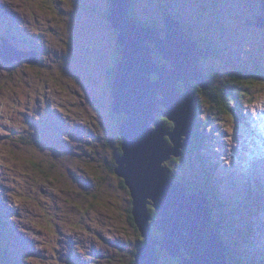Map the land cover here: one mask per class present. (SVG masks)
<instances>
[{
  "label": "rangeland",
  "instance_id": "374dc122",
  "mask_svg": "<svg viewBox=\"0 0 264 264\" xmlns=\"http://www.w3.org/2000/svg\"><path fill=\"white\" fill-rule=\"evenodd\" d=\"M101 1L0 0V10L9 12L18 26L15 32L19 30L30 40L29 52L8 45L14 49L0 56V208L3 209H0V224L4 221L6 226L8 222L12 231L17 229L18 223L21 232L24 227L29 228L25 241L17 246L25 264H67L59 259L65 257L70 245L81 249L84 257L77 256L68 264L87 263L85 260L89 264H129L130 253L139 245V228L131 218L129 188L109 180L105 172L113 148L109 150L103 143L114 128L121 131L117 120L126 114L125 111L114 112L112 106L114 89L108 79L120 43L114 26L101 16V7L96 9ZM169 2L174 7L171 15L191 23L193 30L204 27L203 33L223 47L227 68L250 67L253 60L264 61V43L262 49L252 43L253 39L258 43L264 40L261 1L244 0L239 4L230 0H209L211 11L207 9L206 0ZM130 5L133 6L132 0ZM164 8L170 12L166 6ZM137 9L143 20L149 18L152 22L164 23L166 13L157 8L154 0H139ZM217 18L219 25L227 26L226 32L217 27ZM235 21L243 25L242 29L234 30ZM8 23L11 25L10 19ZM142 24L140 20L139 26ZM4 31L0 29L2 35ZM152 45L155 48V44L151 43V48ZM205 47L211 53L197 55L195 63L202 58L201 65L207 67L218 56L213 54L210 45ZM189 82L197 81L189 79ZM263 96L264 88L241 110L235 107L229 112L235 119L242 114L243 122L241 118L230 120L227 114L216 118L223 121L224 130L233 137L232 150L239 164L245 149L255 143L243 132L244 125L253 123L257 115L263 117L256 121L258 128L264 126ZM199 97L202 99L200 93ZM202 101L197 114L204 118L212 110L208 100ZM253 132L261 139L258 144L264 146V129ZM180 137L187 139L185 135ZM227 140L230 143L229 137ZM107 141L113 147L112 140ZM168 147L172 148L169 158L181 157L173 154L181 148L180 142H171ZM206 147L203 145L202 151L196 149L202 156L191 154L199 165L204 160ZM258 149L253 151L259 154ZM260 152H264V148ZM169 158L161 168L168 164ZM171 164L175 171L168 170V174L174 176L179 166ZM200 169L202 171L201 166ZM223 186L229 200L237 202L231 195L232 191L235 198L238 197L232 182ZM237 216L243 218L244 209L224 219L223 223ZM252 216L264 225L255 213ZM46 220L50 222L48 225ZM38 223L44 227H37ZM245 230L252 233L254 239L243 255L248 264H259L261 258L255 252L260 253L257 243L264 245V228L252 225L246 228L245 221ZM8 239L10 243L13 241ZM4 240L0 234V241ZM160 247L162 245L154 244V251L156 255L163 254L162 264H167L173 255Z\"/></svg>",
  "mask_w": 264,
  "mask_h": 264
},
{
  "label": "water",
  "instance_id": "95a60500",
  "mask_svg": "<svg viewBox=\"0 0 264 264\" xmlns=\"http://www.w3.org/2000/svg\"><path fill=\"white\" fill-rule=\"evenodd\" d=\"M130 1L112 0L113 16L110 19L119 31L118 41L125 59L118 66L111 88L114 89V112L125 111L127 114V119L121 122L120 131L124 139V155L119 158L120 166L116 172L131 190L134 199L132 213L146 237V245L137 248L136 264H157L154 244H161L160 249L167 248L171 255L180 256L186 264H229L225 260L227 255L223 253L225 245L218 235L219 241L214 239L215 229L210 227L212 218L200 200L202 194L193 193L199 202H189L183 191L184 184L169 182L171 179L164 174L161 165L171 155L172 148L164 139L168 134L163 135L164 130L153 118L155 111H161L176 122L179 131L176 135L173 132L172 136L169 135L174 144L180 142L181 135L189 137L193 118L191 111L197 101L192 91L194 84L189 79H195L204 86L208 83L195 71V60L197 55H209L211 51L208 47L200 50L176 30L171 20H168V36L164 40L154 36L155 31L148 28L133 25L134 30L128 29L125 20ZM151 43L155 44V48H151ZM156 51L163 52L171 60L173 68H159L151 56ZM151 72H156L159 80L151 82ZM178 82L190 83L188 92L179 94L175 88ZM157 95L163 96L160 102H157ZM159 104L165 108L159 110ZM151 121L160 132L149 128ZM149 204L159 211L160 218L155 225L165 233L161 243L150 234ZM209 232H212L211 236ZM183 249L187 250L189 259L183 257Z\"/></svg>",
  "mask_w": 264,
  "mask_h": 264
},
{
  "label": "trees",
  "instance_id": "16d2710c",
  "mask_svg": "<svg viewBox=\"0 0 264 264\" xmlns=\"http://www.w3.org/2000/svg\"><path fill=\"white\" fill-rule=\"evenodd\" d=\"M157 8L160 9L161 11L165 12L166 14L164 15V17L166 16V18H164L165 20H171L174 22L176 30L178 32L181 33V35L186 36L189 35L191 37V39H193V41L195 42V44L197 45V47H199L200 49H205V45L208 44L211 46V50L213 51L214 55H217L218 57H214V61L211 62V65L204 67V65H201V59L199 58V61L196 63V70L198 73H200L202 76H204L207 81L209 82V84H205L202 85L200 83H193L194 87H193V93L194 96L196 98L199 99L198 104L201 105L203 104L202 99L206 102L207 100L210 103V108L211 110L214 112L216 118L219 117L221 114H227L228 118L230 120H232L233 118L231 116H229V112H231L232 109H234L235 107H239L241 105V103L243 101H246L248 98L249 100L251 98L254 97V94L257 93V91H262L264 88V61L262 60V62L258 63V62H254V60L251 62V66L248 67H231V68H235L234 70H232L231 68H227L225 66V58L223 57V47H219L216 44V41H214V39H211L210 37H208L205 33H203L204 31V27H201V29H197L194 27H192V24L185 20L180 19L178 16H174V14L172 13L171 15V10L174 8L169 0H154ZM102 3L98 4L96 9H99L101 7V10L103 11L101 16L103 15L105 18V20L109 23L110 26L113 27V22L111 21V16H113V9H112V3L111 0H103L101 1ZM164 2V5H161V3ZM207 2V9L209 11L212 10V7L209 5V0H206ZM168 3V6H167ZM132 5H129V8L127 10V15H126V20H125V25L126 27L131 30H134V27H137L136 25L139 24V21L142 20L143 24L145 28H148L150 30H154L153 35L158 37L161 40H164L167 38L168 34L166 33L167 31V27L166 24L162 23L160 24L159 21L152 22V19L146 18L145 20H143V18L138 14L140 13L137 9V4H139V0H136V3H134V0H132ZM164 6H166L170 12H167V10L164 8ZM142 8V7H141ZM135 9V12H134ZM143 9V8H142ZM137 13L140 18L138 19V17L136 16ZM165 21V23L168 22ZM249 20H251L249 18ZM220 20L217 18V27H220L222 29H220L221 31L226 32V25H219ZM235 27L234 30L237 29H242L243 25L240 26V22L239 21H235L234 23ZM245 27V26H244ZM207 31V30H206ZM114 32L116 33V38L118 40V36L119 35V31L117 30V28L114 27ZM233 33V32H232ZM237 32L234 33V35H236ZM16 40H17V34H16ZM261 40V39H259ZM258 40L253 39V46H256L258 49H262V44L264 43V40H261V43L257 42ZM22 43V44H21ZM121 43V42H120ZM251 43V44H252ZM30 45L29 40L28 39H23L22 36H20V45L19 48H28ZM148 45V43H147ZM154 48V45H152ZM120 48L116 49L115 51V55L113 56V58L115 59V64L114 66H112L110 68V72H109V81L108 83H110V86L112 87V83L114 82L115 78H116V71L118 69V66L124 62V55L122 54V46L121 44L119 45ZM144 48L146 50V45H144ZM195 48V46H194ZM147 51V50H146ZM160 52V53H159ZM159 52H155L152 54L153 56V61L156 63V65L158 66H165L167 67V69H171V60L167 57H165V55L163 54V52L159 51ZM206 54H200V56H205ZM224 61H223V60ZM151 80L152 82H154L155 80H159V76L157 78V76L155 78H153L152 76ZM176 91L179 94H185L186 92H188L187 89V84H185L184 82H178L175 85ZM199 93L202 95V99H200L199 97ZM158 96V95H157ZM159 98L162 99L163 96L159 95ZM162 108H165L164 106H161ZM126 114V113H125ZM119 118H121V120L119 121ZM118 118V122L120 124V129H122V124L121 122H123L126 119V115L125 117L121 116ZM156 118L157 120L165 125L167 127V129H169L170 132H173L175 135L177 134V131H179L180 127L177 126L176 122L170 120L169 118H167L164 115H161L158 113L156 114ZM208 117H206L205 120L201 119V121H207ZM238 120L234 118V121ZM211 120H208L206 123H208ZM155 126L154 122L151 123V128H153ZM119 127V126H118ZM156 127V126H155ZM114 128V127H113ZM119 129V128H118ZM192 132L188 133V136H191V140L195 141V143H198V139L201 138V134L200 131L202 133H205V128H203V126L201 124H196L194 123L192 125ZM113 130V129H112ZM118 136H117V133ZM112 140V145L113 147H110V142L107 140ZM166 140V142L171 144V137L169 135H166V138H164ZM185 139V138H184ZM123 136L122 134L115 130L111 131L109 133V135L107 136V139L105 141V143H103L107 148L109 147V150H111L113 148V154L112 157L109 158L108 160V164L107 165V169H105V172L107 173V177L109 180L114 181L115 183H120L123 187L127 188L128 186L126 185V182L124 181V179H122L118 174H117V168L120 166L119 164V158L122 157L124 155V144H123ZM203 146V145H202ZM188 147H184L182 148V155L180 158H176V156H171V158H169L168 164H165V171L164 173L167 174V170L173 172L175 171V167L171 164L174 163L175 165L179 166V170L174 174V179L172 181H180L183 179L184 174L183 171L185 172L188 165L187 162L190 159L191 156V152H188L186 154V160L183 159L184 157V153H186ZM194 150L196 151V144L194 147ZM47 158V157H46ZM176 161V162H175ZM196 161V158H195ZM194 177L197 180L198 186L199 187H195L194 189L197 193L202 194L201 200L204 202L205 206L207 207V210L214 216L216 221V224L218 225V236L219 238L226 242L227 245H229L230 243L227 241V239L223 236V231L225 229V223H223L224 220V216L223 213L219 210L217 204L213 201L209 189H208V185H207V181L206 179L201 175L202 171L200 173V171L197 169V164L196 162H194ZM167 168V169H166ZM184 168V169H183ZM164 170V169H163ZM208 179H211V175L210 174H206L205 175ZM131 201L133 202V198H131ZM149 212L151 213L153 219L152 224L155 225V222L159 220V212L158 210H156L155 207H153V205H149ZM133 210V206H130V212L132 214ZM133 215V214H132ZM131 218L133 219L134 222L135 219L133 216H131ZM4 222V221H3ZM1 222V224L3 225L4 223ZM136 224V223H135ZM158 227V225H157ZM159 231H160V239L162 238V233L160 228L158 227ZM49 230V228H48ZM152 233L155 234L156 236H158L159 231L156 230L154 227L152 229ZM138 236H139V240L141 241L142 244H145V239L146 237L143 236L140 228H139V232H138ZM217 235H214V239L215 241H219ZM228 248V261L231 264H241L240 261L237 259L235 250L231 247H227ZM136 252L134 251L130 253V261L129 264H136ZM0 256L3 258H6V251L3 249V247H0ZM5 261V260H4ZM178 264H186L185 261H183L181 258H179V263Z\"/></svg>",
  "mask_w": 264,
  "mask_h": 264
},
{
  "label": "clouds",
  "instance_id": "9594fccd",
  "mask_svg": "<svg viewBox=\"0 0 264 264\" xmlns=\"http://www.w3.org/2000/svg\"><path fill=\"white\" fill-rule=\"evenodd\" d=\"M0 12H1V10H0ZM3 12H4V10H3ZM8 19H10V21H11V14L10 13H8L7 15H5L4 16V14L2 15V12H1V15H0V29H3V30H5L4 32H3V35L0 33V39H1V41H0V54H4V51H9V50H11V49H14V48H9V46H12V47H17L20 51H25V52H27L25 49H23V48H19V45H20V36H21V34H19V30H17V32H15V28H18V26L16 25V24H14V26H12V27H5L4 25L2 26V22H5L6 24H9L8 23ZM138 26H139V24H137ZM10 26V25H9ZM140 27H143L142 25L140 26ZM16 34H17V40H16ZM23 37V36H22ZM9 45V46H8ZM1 56V55H0ZM198 61H199V59H198ZM197 61V62H198ZM198 83V82H197ZM209 84V83H208ZM198 102H199V99L197 98V101H196V105L193 107V111H191V114L193 115V118L191 119V125H193L195 122H193V120L196 118V116H198L199 118H201V119H203V120H205L206 119V117H208V120H211V121H209L208 123H206L207 121H202L201 123H202V125H203V128H205V131L206 132H208V130H210V131H212L214 128H217L218 127V122H217V120H216V116H215V114H214V112L213 111H211L208 115H206L204 118H202V117H200L199 116V114H197L196 113V110H198V108L202 105H199L198 104ZM126 119H127V114H126ZM125 119V120H126ZM49 121H51V120H49ZM162 127L163 128H165V129H167V127L165 126V125H163L162 124ZM192 128V127H191ZM152 129H154V127L152 128ZM168 131H169V129H167ZM170 132V131H169ZM192 132V129H191V131H190V133ZM193 134V133H192ZM192 134L190 135V137H187V139H185L184 140V142H183V147H181L180 149H177V150H175L174 151V153L173 154H175V155H180V154H182V148H184V147H188L187 148V151H186V153H184L183 155H184V157H183V159L184 160H186V154L188 153V152H191V154L194 156H198V154H200V152L198 153L197 151L199 150H203V148H202V143H201V140H203L204 139V136H203V134H202V132L200 131V134L202 135L201 136V138L200 139H198V143H195V141H192L190 138H191V136H192ZM61 136L62 137H64V135L63 134H61ZM218 136H228V134L226 133V132H220V133H218ZM172 142V141H171ZM227 142H228V140H227ZM173 143V142H172ZM229 143V142H228ZM195 144H196V149H198L197 151H195L194 150V147H195ZM205 145H209L211 148H213V149H215V147L214 146H212V145H210L211 143H204ZM168 145V144H167ZM171 144L169 143V145L168 146H170ZM190 146H192V148H189ZM218 146V148H220V149H222V146L221 145H217ZM207 150V149H206ZM177 151H179V153L178 154H176V152ZM206 152H209V155L210 156H213V157H215L216 158V156L214 155V154H212L211 153V151L209 150H207ZM206 152H204V153H206ZM201 154H203V153H201ZM228 157H227V156ZM199 157V156H198ZM241 156H239V158H240ZM221 159L223 160V162L224 161H226L227 163L230 161V160H235V161H237L238 160V158L237 157H233L229 152H227L226 150H223L222 149V156H221ZM194 162H196L195 160H194V158H192L191 156H190V159H189V161L187 162V165H188V167H187V169H186V171L184 172L183 171V174L184 175H186V174H189L190 172H193L194 173ZM197 164V163H196ZM208 165V166H205V165ZM217 164V163H216ZM200 166H202V169H204L205 170V172H209V170L211 169V170H214V169H217L215 166V164H209L207 161H205L204 162V160L200 163V165L198 164L197 165V169L200 171ZM207 167H210V168H207ZM162 168H164V171H165V167H162ZM167 169V168H166ZM184 169V168H183ZM167 174H165L166 175V177H169L170 175L168 174V170H167V172H166ZM217 175L215 176L216 178H211L210 180H209V183L208 184H210L212 187H213V184H215L216 185V183H217V180H218V170H217ZM170 177H174V176H170ZM122 178V177H121ZM123 179V178H122ZM171 179V178H170ZM173 179H171V181H172ZM125 181V180H124ZM172 182H175L176 183V181H172ZM180 182L181 183H183L184 184V186H185V189H190V188H193L194 189V186L195 187H199L198 186V183H197V181L195 180V179H193V182H190L189 180H187V179H182V180H180ZM115 183V182H114ZM118 184H120V183H118ZM127 185V184H126ZM129 188V187H128ZM184 189V190H185ZM209 189V188H208ZM216 189V188H215ZM215 189H214V191H215ZM210 190V189H209ZM129 191H130V193H131V190H130V188H129ZM193 193H196V194H198L196 191H195V189L193 190ZM186 196V195H185ZM131 198H133L132 196H131ZM134 200V199H133ZM150 201H152L153 202V200H152V198L151 199H149ZM214 201V200H213ZM130 204H131V206H133L134 207V205L132 204V201H131V199H130ZM149 205H153V204H149ZM149 205H148V208H149ZM153 207H155L154 205H153ZM1 209V211H3V209L2 208H0ZM156 210H157V208H156ZM148 211H149V209H148ZM159 212V211H158ZM222 212V211H221ZM43 214H44V216H46V214L44 213V212H42ZM223 213V212H222ZM133 214V213H132ZM131 214V216H133L134 217V219H135V216H134V214L132 215ZM149 214H150V222H149V226H150V234H151V237L153 238V239H155V240H157V241H159L160 243L162 242V240H163V238L165 237V233L161 230V233H162V238L160 239V231H159V229L157 228V226L156 225H154V224H152V219H153V217H152V215H151V213L149 212ZM224 214V213H223ZM210 216H211V218H212V223H211V226H212V228L213 229H217L218 230V225L216 224V221H214L215 220V218H214V216L212 215V214H210ZM159 218H160V216H159ZM19 222V220H17V223ZM46 222V224L48 225L50 222L48 221V220H46L45 221ZM242 222V220L241 221H238V222H236V223H225V227H226V230L228 229V231L227 232H223V236L227 239V241L229 240V241H231V242H236V243H243V241H242V232H241V227H240V223ZM136 223V222H135ZM37 225V227H40V226H42V227H44V225H41L40 223H38V224H36ZM136 225H137V223H136ZM6 226H8V222H6ZM6 226L5 225H2V224H0V234H2V236H4L5 237V240L4 241H0V247L2 246L3 247V249L6 251V258H4V260H3V258L0 256V264H25L24 263V259L22 258V256L20 255V253L18 252V247L17 246H19L20 245V243H21V241H25V238H26V232H29L30 230H28L29 228H26V227H24L23 228V230H24V232H21L20 231V229H19V223L17 224V229H15L14 231H12V230H10L9 228V226H8V228H6ZM138 226V225H137ZM153 227L156 229V230H158L159 231V234H158V236H156L155 234H153L152 233V229H153ZM139 228V227H138ZM46 229L48 230V227H46ZM210 233V232H209ZM7 234H9V236L7 235ZM15 234H17L18 235V237H19V239H17V237H16V235ZM211 234H212V232H211ZM8 238H11L13 241V243L11 244L10 242H8V241H6V239L7 240H9ZM221 240V239H220ZM222 241V240H221ZM242 241V242H241ZM223 242V244L225 245V249H226V251H223V253L224 254H226L227 255V257L225 258V260H226V262L227 263H229V264H231L229 261H228V248L227 247H229L227 244H226V242H224V241H222ZM17 243H19V245H17ZM139 245H138V247L137 248H139V247H141V246H143V245H146V239H145V244H142L141 243V241L139 240V243H138ZM161 245V244H160ZM234 250H235V253H236V255L235 256H237V259L239 260V257H240V254H241V252H240V250L239 249H235L233 246H232V244H229ZM71 247H72V262H74L75 260H76V257L77 256H79V257H81V258H83L84 256H83V254L84 253H82L81 252V249H78L76 246H73V245H71ZM165 249H167V248H165ZM168 250V249H167ZM169 251V250H168ZM29 252V251H28ZM135 252L137 253V249L135 250ZM27 253V252H26ZM96 253V252H95ZM133 253H134V251H133ZM182 254H183V257H185L186 259H189V254H188V252H187V250H185V249H183L182 250ZM27 257H29L28 256V253H27ZM157 264H162V258H163V254H161V253H158L157 254ZM179 258H181L180 256H174L173 255V257H171V259H168L167 260V264H178L179 263ZM26 260H27V258H25ZM87 263H80L79 262V264H89L88 263V260H85ZM240 261V260H239ZM241 263V262H240ZM242 264V263H241ZM246 264H248V263H246Z\"/></svg>",
  "mask_w": 264,
  "mask_h": 264
},
{
  "label": "bare ground",
  "instance_id": "6f19581e",
  "mask_svg": "<svg viewBox=\"0 0 264 264\" xmlns=\"http://www.w3.org/2000/svg\"><path fill=\"white\" fill-rule=\"evenodd\" d=\"M0 55L3 56V54H0ZM151 56H152V54H151ZM140 57H142V55H140ZM152 61H153V56H152ZM153 62H154V61H153ZM154 63H155V62H154ZM155 64H156V63H155ZM161 67H162V66H160L159 68H161ZM172 68H173V67H172ZM153 74H155V75L157 76V78H158V76H159L158 74H156V72H151V73H150V80H153V79H152V75H153ZM154 77H155V76H153V78H154ZM151 82H152V81H151ZM157 99H158L157 102H160V101H161V99L159 98V95L157 96ZM159 105H160V106H159V110H161V104H159ZM156 113H161V111H155L154 114H153V118H154L155 121L161 126V123H160V122L157 120V118H156ZM161 114H162V113H161ZM153 122H154V121H151V122L149 123V128H150V129H152V128H151V123H153ZM183 141H184L183 139H182V141H180V146H181V147H183V143H182ZM181 143H182V144H181ZM181 155H182V154H180L179 156H181ZM210 227H211V225H210ZM209 235H210V236L212 235L211 232L209 233Z\"/></svg>",
  "mask_w": 264,
  "mask_h": 264
},
{
  "label": "flooded vegetation",
  "instance_id": "af4514ba",
  "mask_svg": "<svg viewBox=\"0 0 264 264\" xmlns=\"http://www.w3.org/2000/svg\"><path fill=\"white\" fill-rule=\"evenodd\" d=\"M152 76H155V77H156V75H155V74H153ZM155 77H154V78H155ZM106 139H107V138H106ZM112 153H113V151H112Z\"/></svg>",
  "mask_w": 264,
  "mask_h": 264
}]
</instances>
